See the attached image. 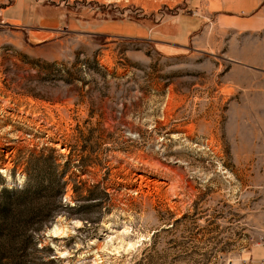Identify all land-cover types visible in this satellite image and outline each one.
Wrapping results in <instances>:
<instances>
[{"label":"rangeland","instance_id":"1","mask_svg":"<svg viewBox=\"0 0 264 264\" xmlns=\"http://www.w3.org/2000/svg\"><path fill=\"white\" fill-rule=\"evenodd\" d=\"M187 1L0 0V192L52 184L0 214L1 264L263 260L264 31Z\"/></svg>","mask_w":264,"mask_h":264},{"label":"crops","instance_id":"2","mask_svg":"<svg viewBox=\"0 0 264 264\" xmlns=\"http://www.w3.org/2000/svg\"><path fill=\"white\" fill-rule=\"evenodd\" d=\"M13 5L8 7L5 13L9 12L13 8ZM186 5L187 12L199 13H196L195 17L202 14L204 16L203 19H210L212 21L211 25L218 32L258 34L264 31V0H205L204 4H201V7L200 0H188ZM188 16H180V19L175 22V27H173L175 32L173 35V31L167 33V31L169 32L171 30L168 27L173 25L170 22L164 25L166 27L164 31L160 29L156 34L166 38L168 42L174 43V45L186 46L196 21H200L198 18L193 19L190 17V19ZM18 18L19 16L17 18L9 17L8 20L18 21ZM180 25L183 29L182 32L176 29V26ZM121 27H123V30H120ZM113 29V34L126 35L130 38H151V30H147L138 25H123L113 27ZM32 35L40 39L47 36L46 32H36ZM250 261H252V258Z\"/></svg>","mask_w":264,"mask_h":264},{"label":"trees","instance_id":"3","mask_svg":"<svg viewBox=\"0 0 264 264\" xmlns=\"http://www.w3.org/2000/svg\"><path fill=\"white\" fill-rule=\"evenodd\" d=\"M31 188V187H30ZM32 189V188H31ZM52 191V184L50 182H48L46 180L45 182V185L42 187V189H34L32 190L31 192H29L28 190H21V191H9V190H1L0 192V195H1V198L3 199V204L5 205H2L1 208H0V214L2 215V218L5 219L6 217H8V202H10V200L14 197V196H20L22 195L21 197H24L26 196V198H29V197H38V195L40 194H44L46 195V193H49ZM13 192L15 193L13 195ZM2 228V227H1ZM0 228V238H1V233H2V229ZM1 260H2V257H0V264H1Z\"/></svg>","mask_w":264,"mask_h":264},{"label":"built area","instance_id":"4","mask_svg":"<svg viewBox=\"0 0 264 264\" xmlns=\"http://www.w3.org/2000/svg\"><path fill=\"white\" fill-rule=\"evenodd\" d=\"M259 246H261L263 249H264V241H261V243H259ZM250 263V262H249ZM250 264H252V263H250ZM259 264H264V258H263V260H261L260 262H259Z\"/></svg>","mask_w":264,"mask_h":264},{"label":"bare ground","instance_id":"5","mask_svg":"<svg viewBox=\"0 0 264 264\" xmlns=\"http://www.w3.org/2000/svg\"><path fill=\"white\" fill-rule=\"evenodd\" d=\"M116 1H119V0H116ZM140 1H143V0H140ZM137 3V2H136ZM54 233V232H53ZM259 246V245H258Z\"/></svg>","mask_w":264,"mask_h":264}]
</instances>
